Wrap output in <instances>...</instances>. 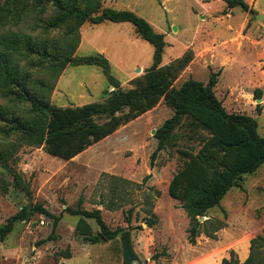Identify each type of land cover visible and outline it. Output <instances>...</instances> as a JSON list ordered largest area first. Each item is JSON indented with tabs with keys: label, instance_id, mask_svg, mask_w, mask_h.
Segmentation results:
<instances>
[{
	"label": "rangeland",
	"instance_id": "1",
	"mask_svg": "<svg viewBox=\"0 0 264 264\" xmlns=\"http://www.w3.org/2000/svg\"><path fill=\"white\" fill-rule=\"evenodd\" d=\"M245 1L253 12L240 6L228 8L223 0H100L104 7L135 11L165 35L168 46L162 64L193 50L194 62L178 74L175 86L188 77L206 82L211 70H220L214 90L224 108L228 113L253 117L257 132L264 136V0ZM0 2L11 13L0 23V39L14 34L19 41L9 50L0 44V49L12 56L21 78L28 77L29 91L47 94L56 105L99 101L106 89L112 90L96 66L65 65L59 70V53L68 51L75 41L79 40L74 49L79 55L102 53L124 89L134 87L131 80L141 77L152 64L153 47L135 34L129 22H85L75 33L74 17L55 23L52 0L38 5L35 0ZM257 13L262 14L261 20L256 19ZM257 41L259 46L249 54L247 46ZM247 53L248 61L243 62ZM229 58H238L240 63L223 74L220 65L229 66L223 63ZM211 59L220 61L212 65ZM26 94L4 96L0 92V107L7 117L0 120V229L23 206L37 204L44 212H31L27 220L17 219L12 230L0 231V264H122L120 236L125 231L143 264L181 262L199 241L210 239L201 228L196 245L188 242L189 219L180 202L167 192L170 178L183 163L178 148L195 152L200 146L196 136L203 131L180 126L175 130L176 144L159 151L151 167L150 156L157 144L152 130L173 113L160 101L82 151L76 160H65L51 156L43 147L25 144L20 133L11 130L10 115H29L30 96ZM4 151L13 154L1 155ZM147 174L150 177L143 181ZM79 197L83 198L81 208L99 209L108 228L119 230L114 239L83 240L75 228L80 216L65 211L67 206L77 208ZM206 215L204 219L224 220L228 231L244 233L237 238L250 239V244L251 239L264 236V163L243 175L240 187H232L220 206ZM55 216L59 220L54 225ZM85 221L93 233L99 232L94 219ZM65 249L70 258L61 256ZM253 251L254 264H264V242L257 240ZM231 256L238 259L234 252L228 258Z\"/></svg>",
	"mask_w": 264,
	"mask_h": 264
},
{
	"label": "trees",
	"instance_id": "2",
	"mask_svg": "<svg viewBox=\"0 0 264 264\" xmlns=\"http://www.w3.org/2000/svg\"><path fill=\"white\" fill-rule=\"evenodd\" d=\"M41 1L35 0L37 5ZM223 1L228 8L240 6L245 11L253 12L245 0ZM52 4L57 12L55 23H66L74 17L72 27L77 29L75 33H78V29L85 22L131 23L135 34L153 47L152 64L144 70L141 77L131 80L135 83L134 87L124 89L120 81L112 75L110 63L102 53L95 51L79 55L74 50L79 40L75 41L68 51L59 53V70H64L65 65L96 66L112 90L106 89L99 101L60 106L52 103L45 93H31L28 77L22 79L12 56L0 49V92L4 96H20L27 92L26 95L30 96L28 116L8 117V120H12L11 130L19 132L25 144L43 147L51 156L69 160L163 101L173 113L155 129L153 136L157 144L150 156V166H153L159 151L176 144L178 135L175 130L180 126L187 125L193 131L199 129L204 132H199L196 136L200 146L195 152L190 148H178L183 163L170 178L167 192L170 197L180 202L189 219L186 231L191 245L196 244V237L202 231L205 236L217 239L216 232L226 227V222L210 217L199 221L198 217L207 216V211L220 206L221 200L232 187H240L243 175L255 172L264 163V136L257 132V121L247 114L226 111L214 90L220 70H211L206 82L188 77L179 86H175L174 80L193 59V50L187 49L168 64H162L163 53L168 46L165 35L156 31L148 20L135 11L104 7L100 0H52ZM7 16H11V13L0 2V23ZM18 42V36L14 34L0 39V44L6 50ZM256 92L259 95V91ZM4 111L0 107V120L7 118ZM260 112L261 107L257 105V113ZM11 153L13 154L11 151H4L1 155H12ZM14 177L18 178L17 175ZM149 177V174L145 175L143 181ZM82 201L83 198L79 197L77 208L67 206L65 211L80 216L75 228L83 240L96 243L101 238L114 239L119 230L108 228L99 209L81 208ZM35 211L44 212L37 204L32 208L23 206L8 219L0 231L12 230L17 219L27 220L31 212ZM222 211L226 217V211ZM85 218L95 220L99 226L98 233L92 232ZM53 219L55 225L59 217L55 216ZM147 224L149 225L148 222ZM50 238L54 239L53 236ZM257 240L264 242V236L251 239L249 256L243 262L231 256L223 258L221 264H254L253 249ZM61 256L71 257L69 249H65Z\"/></svg>",
	"mask_w": 264,
	"mask_h": 264
},
{
	"label": "crops",
	"instance_id": "3",
	"mask_svg": "<svg viewBox=\"0 0 264 264\" xmlns=\"http://www.w3.org/2000/svg\"><path fill=\"white\" fill-rule=\"evenodd\" d=\"M228 27L231 26L228 25ZM258 43L259 42L257 41V43H253L247 46V48L250 51L249 54L252 53L254 47L259 46ZM249 54L248 53L245 54L243 58V62L248 61L247 59L249 58ZM220 59H217L218 61L216 59L214 60L211 59L212 65L214 62H219ZM193 62H194V58L191 60V62L188 65L190 66ZM224 62H227L229 66L223 67V65H220V67H222L223 74L225 73L227 68H232L233 70L235 69L234 66L237 63H240L238 58L237 59L229 58L223 61V63ZM120 84L121 86H123V82H121ZM77 156L78 155H76L75 157L69 160L74 161L77 159ZM187 218L185 219L186 221ZM231 232L232 231H228L227 228H223L216 233L217 239L210 238L205 241H199V244L195 246L194 251H192L191 254H189L187 258H184L181 262H179V260L176 259L175 261L172 260L164 261L161 264H201V263H206L208 260H210L209 261L210 264H221L222 259L228 258L229 253L231 251L235 253V256L237 255V258L239 259L240 262H243L249 256L250 253V239L240 240L237 237H239L241 234L243 235L244 233L239 234L237 232L236 233L233 232L231 233Z\"/></svg>",
	"mask_w": 264,
	"mask_h": 264
},
{
	"label": "water",
	"instance_id": "4",
	"mask_svg": "<svg viewBox=\"0 0 264 264\" xmlns=\"http://www.w3.org/2000/svg\"><path fill=\"white\" fill-rule=\"evenodd\" d=\"M263 18L262 14L257 13L256 19L261 20ZM175 29V27H173ZM139 68L137 71L139 72ZM258 101L260 99H257ZM155 133V129L152 130V134ZM199 221H203L204 217H198ZM120 243L122 248V264H143L139 256L136 254L132 241H131V235L128 231H125L120 236Z\"/></svg>",
	"mask_w": 264,
	"mask_h": 264
}]
</instances>
